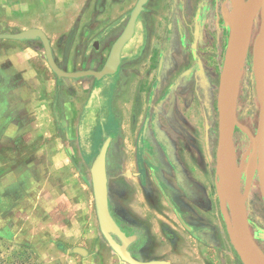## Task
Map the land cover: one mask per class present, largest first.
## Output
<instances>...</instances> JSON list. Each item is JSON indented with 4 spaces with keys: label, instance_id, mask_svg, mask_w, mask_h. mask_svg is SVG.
Returning <instances> with one entry per match:
<instances>
[{
    "label": "rangeland",
    "instance_id": "1",
    "mask_svg": "<svg viewBox=\"0 0 264 264\" xmlns=\"http://www.w3.org/2000/svg\"><path fill=\"white\" fill-rule=\"evenodd\" d=\"M247 1L149 0L135 40L123 51L119 72L99 83L93 77L58 79L39 40L0 41V87L11 90L21 85L22 73L7 77L17 61L16 49H21L18 55L27 52L35 57L31 65L35 79L29 82L40 92L39 101L25 102L31 108L24 112L20 126L0 128V137L8 135L2 149L25 153L19 159L21 167L36 163L41 174L55 167L44 182L58 187L65 180L77 205L81 196L88 198L87 216L79 215L78 224H70L74 235L87 228L84 238L74 242L65 239L60 215H38L32 201L5 206L7 212L0 216V264H127L103 236L94 202L91 168L108 137L112 138L107 155L112 209L128 227L134 209L139 214L145 205L151 210L141 214L148 221L142 222V239L148 240L136 252L139 260L169 259L174 254V264L183 257L193 264H243L222 212L217 150L218 96L231 20ZM23 2L0 0V34L21 32L19 19L29 13L27 24L46 29L57 61L66 71L76 72L104 67L138 0H27L28 8ZM260 32L261 16H257L244 59L233 149L238 171L244 156L252 165L249 185L239 178L240 187L251 232L264 251V198L258 172L261 100L253 62ZM147 118L160 177L171 197L188 206L181 210L197 236L182 227L150 174L145 194L136 185L134 172L141 155L133 160V152ZM25 170L22 186L31 195L34 176ZM176 172L179 182L193 190L199 206L191 207L181 198ZM135 189L141 193L137 197ZM225 209L230 212L227 202ZM75 246L88 251L83 254L79 252L83 249L73 250Z\"/></svg>",
    "mask_w": 264,
    "mask_h": 264
},
{
    "label": "water",
    "instance_id": "2",
    "mask_svg": "<svg viewBox=\"0 0 264 264\" xmlns=\"http://www.w3.org/2000/svg\"><path fill=\"white\" fill-rule=\"evenodd\" d=\"M149 0H138L130 13V19L122 34L113 44L104 67L100 71L83 70L67 72L56 63L48 36L40 29H28L15 34H0L1 40L41 41L47 63L58 79H82L93 77L97 83L116 75L122 64L124 49L136 36L137 24ZM257 16H261V36L264 38V0H248L240 5L231 20V33L225 55L218 96L219 143L217 173L220 180L222 212L230 240L243 264H264V252L251 232L246 204L241 192L240 179L234 154V134L237 125V105L243 75L244 59L250 34ZM261 116L258 130V172L264 198V92L261 97ZM111 137L102 146L91 168L94 202L100 230L119 258L127 264H169L165 261H140L129 251L137 236H128L117 224L110 209L107 155ZM229 211L225 209V203ZM85 254L83 250H79Z\"/></svg>",
    "mask_w": 264,
    "mask_h": 264
},
{
    "label": "crops",
    "instance_id": "3",
    "mask_svg": "<svg viewBox=\"0 0 264 264\" xmlns=\"http://www.w3.org/2000/svg\"><path fill=\"white\" fill-rule=\"evenodd\" d=\"M22 4L23 6L26 7L28 4L27 0H24ZM30 5H31V2L30 4H28L27 8ZM32 18L34 17L32 16ZM19 20L20 22H22L21 32L28 30V29L36 28V29L42 30L49 38V35L46 29L42 27H36L37 25L35 24H32V26L27 24V22L29 21V13L23 14L22 18ZM16 42L26 44L31 41H16ZM16 52L17 54L16 56H14V59L17 61H15L14 65L10 69L7 70V73H8L7 77H12L16 73L17 74L22 73L23 76H20V84H21L20 86H17L11 90L6 87H0V128L6 127V126L7 127L8 126L9 127L20 126L21 121H24V118H25L24 112L28 108H31V105L26 104L25 102L30 101L32 99L33 101H39L38 97L40 96V92H37L36 91L37 89L33 90L34 89L33 84L29 82L30 79H35V77L32 74L33 71L31 68L32 59H34L35 57L31 53H27V52L22 53V54L20 53L21 55H18V52H22L21 49H16ZM55 60L61 69L63 70L67 69V68L62 67L56 58ZM27 86H30V88H28ZM27 95H29V97L27 99H24L23 96L27 97ZM32 112L34 115L37 114V112L35 113L34 110H32ZM7 136L8 135H6L5 133L3 136L4 138L2 136L0 137V147H1V150H0V216H4L6 214L7 210L5 209V206H10V207L20 206V203L22 202L32 201L31 203L33 207L35 209L38 207V212H37L38 215L42 213L48 216H58L59 217L60 215L62 217L63 221L62 220L61 221L65 223L63 235H65L66 240H70V241L73 240L71 242H74V240L76 241L77 238L79 237L84 238L83 233L87 231V228L82 230L80 233H75L74 235L73 227L70 224L74 222L78 224L77 220H78L79 215L81 217H83V215L87 216L88 198L87 197L83 198V196H81L80 205H77V203H75L76 200L71 199L70 188L69 189L67 188L65 184L66 182L64 183L65 180L58 183V187L62 185L60 188L55 186V182H53L51 186L49 183L44 182L48 178V176L53 173V171H56V168L53 166L49 168L48 174L46 173V170H44V172L41 174L40 172L41 167L36 163L31 164V166H28L27 168L21 167V164L23 162L20 163L19 159L20 158L24 159L25 153L22 152L19 154L17 149L9 153L8 151H5L2 149L3 148L2 144H4L3 142H5V138ZM34 158L36 157L33 154L32 159ZM25 169H27V174L34 176L30 179L32 181L31 182V195L30 193H28V189L27 191H25V189L22 186L23 184L22 177L26 174ZM28 170L30 172H28ZM35 176H38V177L36 178ZM66 190L69 193H67ZM138 194H141V193L137 191L136 197L138 196ZM109 200H110V208H111L113 217L115 218V220H118L120 223H122V221H120V219L115 214V211L112 209L113 207H112V202L110 199V193H109ZM73 207L75 208L73 209ZM134 208H136V206H134ZM75 209H79L80 211L75 210ZM133 211L138 213L137 214L138 217L136 219H139L138 221L141 222V224L138 223L140 226H142V222L147 221L146 218H142L141 214L146 215L147 212L149 213L151 212V210L148 209L146 205H145V208L141 210L140 212L141 214H139V212L136 209H134ZM153 215H154V212H153ZM140 218L142 220H140ZM158 219H160V217H158ZM131 220H132V217L130 218V221H128V223H130ZM59 221L60 220H57V222ZM152 221L154 223L157 222L156 220H153V219ZM38 223L41 224L40 218L38 219ZM82 223H83V219L80 220V224ZM145 239L148 240V237H145ZM76 249H83V251H88L79 246L73 247V250H76ZM165 253L167 252H164V254ZM87 254H89V252H87ZM174 256H175L174 254L172 256H170L169 254V259L164 258V257L163 258L156 257L155 259L159 261H165L169 264H174L172 263ZM155 259H150L148 261H153ZM146 260L147 259H140V261H146ZM118 263L120 262H114L112 264H118ZM178 264H193V263L190 262V258L183 257L181 263H178Z\"/></svg>",
    "mask_w": 264,
    "mask_h": 264
},
{
    "label": "flooded vegetation",
    "instance_id": "4",
    "mask_svg": "<svg viewBox=\"0 0 264 264\" xmlns=\"http://www.w3.org/2000/svg\"><path fill=\"white\" fill-rule=\"evenodd\" d=\"M145 11H146V6H145L144 12ZM136 34H137V31H136ZM133 40H135V38ZM149 122H150V118H147L144 123L143 129L137 138V147L134 149V152H133V160H137L139 158L138 153H140L141 155V160L139 161V166H138V172H134V178L136 179V185L138 188H140L143 194H145L144 188H146V186L148 185L147 183L148 174H150L151 179L154 181L159 193L165 199L171 211L176 216V218L178 219L182 227L186 230V232L190 233L192 236H197L195 227L190 226L189 222L186 220L184 211L182 212L184 207H188V206H186V204L184 203H179V201H177L173 196L171 197L169 193H171L172 191H170L168 187L165 186V183L162 181V178L160 177V174H159L160 168L156 161L157 159H156L155 153L153 151V148L149 140V134H148L149 127H150ZM135 164H136V161H135ZM179 174L180 172H176V181L178 182V186L180 187V190L182 192L181 198H184L188 204H191V207L199 206L200 205L199 199H197V197L194 196L193 190L185 186L184 183L179 182L178 180V178L180 179ZM133 192L136 195L137 189H135ZM137 214H138L137 212H134V211L132 212V215H133L132 220H131L132 223L129 227L126 225H123L118 220H116V222L121 227V229L127 233L128 236H137L136 241L130 245L129 251L131 252L134 258L139 260V257L136 252H139L142 250V248L146 244L145 243L146 240L142 239V236L144 233V227L138 224V223L141 224V222L138 221L139 219H136L138 217ZM140 220L142 219L140 218Z\"/></svg>",
    "mask_w": 264,
    "mask_h": 264
},
{
    "label": "bare ground",
    "instance_id": "5",
    "mask_svg": "<svg viewBox=\"0 0 264 264\" xmlns=\"http://www.w3.org/2000/svg\"><path fill=\"white\" fill-rule=\"evenodd\" d=\"M253 62H254L255 79L257 83V95L261 99L262 94L264 92V38L263 37H259L256 42ZM252 171H253L252 165L248 163L247 156H244L238 172H239V178L245 180L247 185H249L251 181Z\"/></svg>",
    "mask_w": 264,
    "mask_h": 264
}]
</instances>
